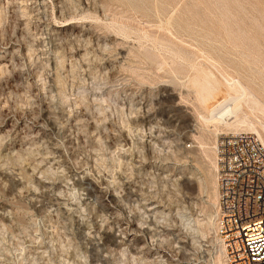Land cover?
<instances>
[{
  "label": "rangeland",
  "instance_id": "obj_1",
  "mask_svg": "<svg viewBox=\"0 0 264 264\" xmlns=\"http://www.w3.org/2000/svg\"><path fill=\"white\" fill-rule=\"evenodd\" d=\"M220 74L264 98V0H0V264H214Z\"/></svg>",
  "mask_w": 264,
  "mask_h": 264
},
{
  "label": "built area",
  "instance_id": "obj_2",
  "mask_svg": "<svg viewBox=\"0 0 264 264\" xmlns=\"http://www.w3.org/2000/svg\"><path fill=\"white\" fill-rule=\"evenodd\" d=\"M215 151L216 237L224 264H264V148L238 133L221 136Z\"/></svg>",
  "mask_w": 264,
  "mask_h": 264
},
{
  "label": "bare ground",
  "instance_id": "obj_3",
  "mask_svg": "<svg viewBox=\"0 0 264 264\" xmlns=\"http://www.w3.org/2000/svg\"><path fill=\"white\" fill-rule=\"evenodd\" d=\"M220 75L224 81V85L228 89L229 94L227 98H225L224 100L221 101L217 100L215 101V104L212 105L210 108H206L207 116L206 117L201 116V119L205 124V128L211 129L212 131L211 136H213L214 138L216 137L217 140L221 136L228 134H238V133L251 134L259 140L260 144L264 148V139L262 137V133H264L263 96L253 89L254 85L252 82L250 85L240 77H230L228 75H222V74ZM215 83H216L215 76L211 72L202 73L201 76L195 77L192 80V86L195 89L196 96L200 101L199 104L202 105L203 107H207L208 104L211 103L209 101L213 99V94L218 91V86ZM245 110L248 111L249 115L244 112ZM256 115H260L263 120L258 119ZM222 127L231 130L233 132L228 134H223V131L221 130ZM211 136L203 135V142L200 145H201V149L205 154V157L208 160H209V153L212 152V150H214L215 174H216L217 166H216L215 149H216L217 140L215 146L212 147L211 144L209 143ZM215 186H217V174H216ZM203 188L204 189L206 188V190L207 189L211 190V183L209 180L205 182ZM215 192H216L214 193L215 194L214 199L216 202L215 211L214 214L212 213L209 215L208 222L212 224L214 242L217 248L214 264H224V254L220 247V243L216 237L218 189H216Z\"/></svg>",
  "mask_w": 264,
  "mask_h": 264
}]
</instances>
